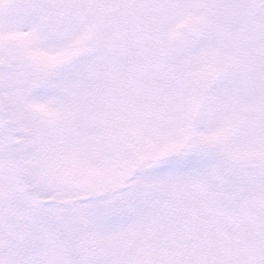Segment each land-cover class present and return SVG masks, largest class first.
Listing matches in <instances>:
<instances>
[{"label": "snow or ice", "instance_id": "1", "mask_svg": "<svg viewBox=\"0 0 264 264\" xmlns=\"http://www.w3.org/2000/svg\"><path fill=\"white\" fill-rule=\"evenodd\" d=\"M0 264H264V0H0Z\"/></svg>", "mask_w": 264, "mask_h": 264}]
</instances>
